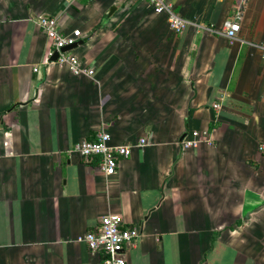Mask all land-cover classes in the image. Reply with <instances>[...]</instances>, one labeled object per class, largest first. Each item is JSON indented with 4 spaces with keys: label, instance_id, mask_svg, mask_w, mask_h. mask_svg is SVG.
Instances as JSON below:
<instances>
[{
    "label": "crops",
    "instance_id": "obj_1",
    "mask_svg": "<svg viewBox=\"0 0 264 264\" xmlns=\"http://www.w3.org/2000/svg\"><path fill=\"white\" fill-rule=\"evenodd\" d=\"M172 1L183 33L147 0H0V264H101L110 212L142 230L127 264H264V0L236 39L238 0ZM41 15L93 75L51 60ZM101 130L148 144L107 176L71 152Z\"/></svg>",
    "mask_w": 264,
    "mask_h": 264
},
{
    "label": "built area",
    "instance_id": "obj_2",
    "mask_svg": "<svg viewBox=\"0 0 264 264\" xmlns=\"http://www.w3.org/2000/svg\"><path fill=\"white\" fill-rule=\"evenodd\" d=\"M147 1L154 12L167 14L170 28L173 31L183 33L191 26L192 22L177 12L172 0ZM247 3L248 0H238L233 14L224 21L223 31L230 39H236L241 30L244 7ZM40 24L52 42L49 56L52 57L55 52L58 53L57 59L53 62L61 66L69 65L77 75H93L95 73L93 68H87L76 55L70 51H63L67 45L78 41L82 35L79 29L72 32L63 31L58 18L52 15H41ZM261 48L264 56V43ZM219 106V104L215 105V107ZM199 135L198 131L194 132L195 137ZM197 143V138L184 141L186 146L197 145ZM146 144H148L146 138H142L138 142L128 141L113 144L110 134L101 130L95 140L78 142L71 152L87 160L99 158L104 173L107 176H112L117 173L122 159L131 156L136 147H143ZM141 235L142 230L139 226L126 227L121 214L110 212L102 216L98 226L87 232L84 240L92 251L104 254L101 264H127V249L135 246Z\"/></svg>",
    "mask_w": 264,
    "mask_h": 264
},
{
    "label": "water",
    "instance_id": "obj_3",
    "mask_svg": "<svg viewBox=\"0 0 264 264\" xmlns=\"http://www.w3.org/2000/svg\"><path fill=\"white\" fill-rule=\"evenodd\" d=\"M114 9V8H113ZM80 42H75V43H73V44H70V45H67L65 48H63V51H70L71 49H73V48H75L76 46H78V44H79ZM57 57H58V53L57 52H55L54 53V55L51 57V60H56L57 59Z\"/></svg>",
    "mask_w": 264,
    "mask_h": 264
},
{
    "label": "rangeland",
    "instance_id": "obj_4",
    "mask_svg": "<svg viewBox=\"0 0 264 264\" xmlns=\"http://www.w3.org/2000/svg\"><path fill=\"white\" fill-rule=\"evenodd\" d=\"M175 9H177V7L175 6ZM262 148L264 149V146H262Z\"/></svg>",
    "mask_w": 264,
    "mask_h": 264
}]
</instances>
